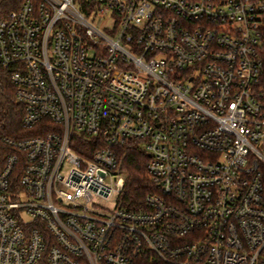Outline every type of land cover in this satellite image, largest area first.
<instances>
[{
  "label": "built area",
  "instance_id": "1",
  "mask_svg": "<svg viewBox=\"0 0 264 264\" xmlns=\"http://www.w3.org/2000/svg\"><path fill=\"white\" fill-rule=\"evenodd\" d=\"M0 69L25 134L0 160V264H264V0H23Z\"/></svg>",
  "mask_w": 264,
  "mask_h": 264
},
{
  "label": "trees",
  "instance_id": "2",
  "mask_svg": "<svg viewBox=\"0 0 264 264\" xmlns=\"http://www.w3.org/2000/svg\"><path fill=\"white\" fill-rule=\"evenodd\" d=\"M23 0H0V20L8 13L16 10ZM22 112L14 100V89L8 75L0 69V160L10 153L5 140L16 141L24 131L21 127ZM37 136L35 133L27 137ZM85 144L83 147L89 148ZM93 150V149H91ZM122 156L121 173L124 185L121 202L127 211L141 212L144 210V199L154 193L151 187L146 165L149 158L137 141H130L119 149Z\"/></svg>",
  "mask_w": 264,
  "mask_h": 264
},
{
  "label": "rangeland",
  "instance_id": "3",
  "mask_svg": "<svg viewBox=\"0 0 264 264\" xmlns=\"http://www.w3.org/2000/svg\"><path fill=\"white\" fill-rule=\"evenodd\" d=\"M95 202L99 203L102 207H104L107 211H110L114 204H115V199H112L111 201L109 202H101L100 200H95Z\"/></svg>",
  "mask_w": 264,
  "mask_h": 264
}]
</instances>
